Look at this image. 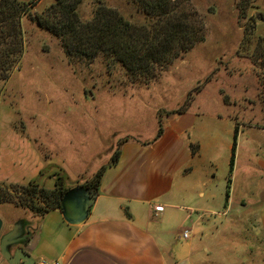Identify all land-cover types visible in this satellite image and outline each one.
<instances>
[{"label":"rangeland","instance_id":"obj_1","mask_svg":"<svg viewBox=\"0 0 264 264\" xmlns=\"http://www.w3.org/2000/svg\"><path fill=\"white\" fill-rule=\"evenodd\" d=\"M19 1L28 4L20 21L23 55L9 78L0 80V110L19 139L1 137L0 155L14 159L20 170L31 162L21 155L40 151L51 172L45 188L52 189L58 178L65 186L82 185L113 160L126 137L150 140L159 126L163 132L166 117L191 92L180 114L197 115L195 127L202 129L188 135L209 145L201 153L200 172L188 178L187 192L179 196L181 205L197 209L188 210L192 221L202 215L201 222L220 228L221 233L212 229L213 255L220 254L214 263L264 264V0H251L244 14L240 0H189L185 9L202 20L204 39L156 69V79L134 84L120 63L103 55L70 65L59 40L35 19L54 0ZM97 1L127 17L134 8L125 0H83L82 20L92 17ZM241 125L247 134L234 137ZM15 184L23 185L0 180V192L14 195ZM8 210L24 227L32 222L34 213Z\"/></svg>","mask_w":264,"mask_h":264},{"label":"crops","instance_id":"obj_2","mask_svg":"<svg viewBox=\"0 0 264 264\" xmlns=\"http://www.w3.org/2000/svg\"><path fill=\"white\" fill-rule=\"evenodd\" d=\"M195 116L187 112L167 116L157 139L126 137L115 162L105 165L85 221L68 223L57 208L42 215L32 214V222L24 227V239L12 251L22 247L35 264L40 260L58 264H216L214 261H219L220 254L213 255L211 235L213 228L217 232L220 228L201 222L202 215L192 221L193 215L188 210L197 212V209L183 207V199L179 198L187 192L188 178L200 172L201 153L209 145L188 135V130L191 133L196 128L202 129L200 125L195 127ZM6 117L0 110V139L18 138L16 130L5 123ZM243 128L239 127L238 136L247 134ZM191 145H197L195 153ZM21 156L31 161L29 168L19 170L14 159L8 162L0 155V180L26 184L37 179L45 186L51 172L46 168L48 161L43 153L28 151ZM199 195L203 197L204 192ZM226 207L230 209L229 205ZM8 209L26 212L0 203L4 227L0 235L11 230L21 218L6 215ZM185 230L186 239L182 237ZM0 264H9L1 254Z\"/></svg>","mask_w":264,"mask_h":264},{"label":"trees","instance_id":"obj_3","mask_svg":"<svg viewBox=\"0 0 264 264\" xmlns=\"http://www.w3.org/2000/svg\"><path fill=\"white\" fill-rule=\"evenodd\" d=\"M125 1L134 7L129 17L97 1L92 17L82 20L78 8L83 0H54L42 13L35 14V19L40 29L59 40L70 65L76 60L92 61L98 55H103L108 61L120 63L132 84L144 83L137 81L142 78L141 81L145 82L156 79V69L166 68L181 52L204 39L202 20L194 11L188 13L185 9L189 0ZM250 1L238 2V7L241 3L243 6L241 14L245 13ZM27 5L19 0H0V80H7L14 67L20 64L24 50L20 21L28 13ZM200 84L193 89L196 93L200 90ZM191 101L190 92L185 105L174 113L185 112ZM234 133L236 137L237 126ZM161 134L162 128L159 126L155 139ZM235 145L234 141L229 174L233 169ZM191 150L195 153L197 145H191ZM118 154L119 150L113 157V163ZM104 169L105 166L82 185L96 193ZM71 187L65 186L58 178L54 187L47 189L33 179L23 185L15 184L14 195L2 190L0 203L42 215L50 209L61 210V198ZM228 189L229 184L225 193L226 203L229 199Z\"/></svg>","mask_w":264,"mask_h":264},{"label":"water","instance_id":"obj_4","mask_svg":"<svg viewBox=\"0 0 264 264\" xmlns=\"http://www.w3.org/2000/svg\"><path fill=\"white\" fill-rule=\"evenodd\" d=\"M96 193L84 185L77 184L66 190L61 198V211L64 219L71 224H79L86 220ZM2 220L0 218V232ZM22 222H17L11 230L0 235V254L9 264H35V261L22 248L12 251L25 237Z\"/></svg>","mask_w":264,"mask_h":264},{"label":"built area","instance_id":"obj_5","mask_svg":"<svg viewBox=\"0 0 264 264\" xmlns=\"http://www.w3.org/2000/svg\"><path fill=\"white\" fill-rule=\"evenodd\" d=\"M162 207H158V210H161ZM182 237L183 238H188V231L185 230L183 233H182ZM36 264H58L56 261H46V260H40L39 262H37Z\"/></svg>","mask_w":264,"mask_h":264}]
</instances>
